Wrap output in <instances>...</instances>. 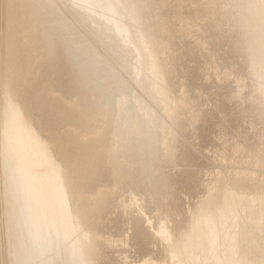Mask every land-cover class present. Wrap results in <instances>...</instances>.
<instances>
[{"label": "bare ground", "instance_id": "bare-ground-1", "mask_svg": "<svg viewBox=\"0 0 264 264\" xmlns=\"http://www.w3.org/2000/svg\"><path fill=\"white\" fill-rule=\"evenodd\" d=\"M0 264H264V0H0Z\"/></svg>", "mask_w": 264, "mask_h": 264}]
</instances>
